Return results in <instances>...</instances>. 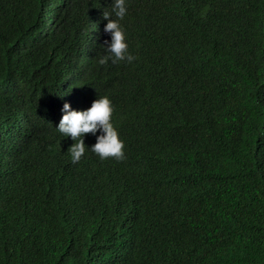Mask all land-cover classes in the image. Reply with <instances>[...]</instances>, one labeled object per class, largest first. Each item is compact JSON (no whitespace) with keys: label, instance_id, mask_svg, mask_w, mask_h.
Masks as SVG:
<instances>
[{"label":"trees","instance_id":"trees-1","mask_svg":"<svg viewBox=\"0 0 264 264\" xmlns=\"http://www.w3.org/2000/svg\"><path fill=\"white\" fill-rule=\"evenodd\" d=\"M111 2L0 0V264H264V0H130L99 65ZM98 95L126 158L73 164Z\"/></svg>","mask_w":264,"mask_h":264},{"label":"clouds","instance_id":"clouds-1","mask_svg":"<svg viewBox=\"0 0 264 264\" xmlns=\"http://www.w3.org/2000/svg\"><path fill=\"white\" fill-rule=\"evenodd\" d=\"M129 2L130 0H112L111 11L103 12V17L107 20L104 32L111 39L104 44L106 54L97 61L99 65H106L109 61L112 64H131L137 59L129 51L127 34L121 24L128 13ZM61 111L63 114L56 129L64 138L70 137L75 141L67 149L73 164L78 163L89 149L102 161L109 158L122 161L126 158L125 143L114 125V105L108 95H98L90 107L80 110L72 108L70 102L65 101ZM86 134H92L96 138L91 146L85 143Z\"/></svg>","mask_w":264,"mask_h":264}]
</instances>
